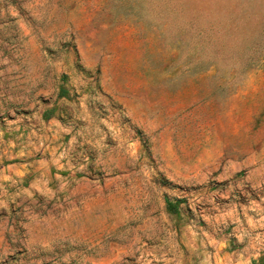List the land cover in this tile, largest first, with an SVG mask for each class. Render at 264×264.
<instances>
[{"label":"rangeland","instance_id":"rangeland-1","mask_svg":"<svg viewBox=\"0 0 264 264\" xmlns=\"http://www.w3.org/2000/svg\"><path fill=\"white\" fill-rule=\"evenodd\" d=\"M0 71L56 159L0 264H264V0H0Z\"/></svg>","mask_w":264,"mask_h":264},{"label":"crops","instance_id":"crops-1","mask_svg":"<svg viewBox=\"0 0 264 264\" xmlns=\"http://www.w3.org/2000/svg\"><path fill=\"white\" fill-rule=\"evenodd\" d=\"M2 74L0 71V75ZM14 84V81L0 79V258L2 254L10 252L9 236L14 230L9 213L10 203L16 201L21 205L46 191L51 193L48 190V173L56 160L54 146L49 143L47 146L42 145L41 149L42 153L50 156L41 161L34 159L39 150L36 148L41 133L45 130L54 136V117H47V107L39 105V93L35 98L16 97ZM21 137H24L25 142L19 141ZM49 177L51 178L50 175ZM28 213L31 212L25 211V214ZM27 227L31 238L24 247L29 248L32 246L31 242L35 241V228L30 224H26ZM247 233L243 232L242 236ZM253 248L254 245L245 244L239 254L236 253V258L232 252L234 263H256L262 253Z\"/></svg>","mask_w":264,"mask_h":264},{"label":"trees","instance_id":"trees-1","mask_svg":"<svg viewBox=\"0 0 264 264\" xmlns=\"http://www.w3.org/2000/svg\"><path fill=\"white\" fill-rule=\"evenodd\" d=\"M166 204H167V207L169 208V210L176 212L177 208L180 204V201H175L174 203H171V202L169 203L166 201Z\"/></svg>","mask_w":264,"mask_h":264}]
</instances>
